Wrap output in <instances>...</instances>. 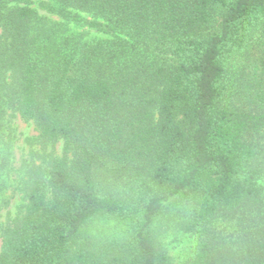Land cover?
I'll return each mask as SVG.
<instances>
[{
    "label": "trees",
    "instance_id": "obj_1",
    "mask_svg": "<svg viewBox=\"0 0 264 264\" xmlns=\"http://www.w3.org/2000/svg\"><path fill=\"white\" fill-rule=\"evenodd\" d=\"M32 4L0 0V130L40 147L0 264H172L171 223L185 264H264V0L41 3L95 43Z\"/></svg>",
    "mask_w": 264,
    "mask_h": 264
},
{
    "label": "rangeland",
    "instance_id": "obj_2",
    "mask_svg": "<svg viewBox=\"0 0 264 264\" xmlns=\"http://www.w3.org/2000/svg\"><path fill=\"white\" fill-rule=\"evenodd\" d=\"M44 0H32V8L40 18H45L48 26H59L68 35L82 39L84 42L95 43L108 39L88 26H79L66 22L61 18L48 14L40 7ZM85 20H92L87 14H81ZM6 117L0 130V251L2 236L5 228L24 213L27 204L26 194L33 168L32 153L39 152V146H30L28 139L38 136L35 125L25 122L18 114ZM47 153L60 157L63 153V142L47 147ZM37 165L41 164L37 160ZM158 242L167 253L172 264H185L196 252L197 239L195 236L179 230L175 224L164 225L158 231Z\"/></svg>",
    "mask_w": 264,
    "mask_h": 264
}]
</instances>
